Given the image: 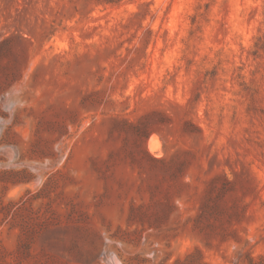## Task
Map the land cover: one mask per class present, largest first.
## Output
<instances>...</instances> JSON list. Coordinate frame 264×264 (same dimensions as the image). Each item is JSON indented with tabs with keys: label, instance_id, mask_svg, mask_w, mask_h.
<instances>
[{
	"label": "rangeland",
	"instance_id": "374dc122",
	"mask_svg": "<svg viewBox=\"0 0 264 264\" xmlns=\"http://www.w3.org/2000/svg\"><path fill=\"white\" fill-rule=\"evenodd\" d=\"M0 264H264V0H0Z\"/></svg>",
	"mask_w": 264,
	"mask_h": 264
},
{
	"label": "trees",
	"instance_id": "16d2710c",
	"mask_svg": "<svg viewBox=\"0 0 264 264\" xmlns=\"http://www.w3.org/2000/svg\"><path fill=\"white\" fill-rule=\"evenodd\" d=\"M122 0H94L96 4H102V5H109V6H114L117 5L121 2Z\"/></svg>",
	"mask_w": 264,
	"mask_h": 264
}]
</instances>
